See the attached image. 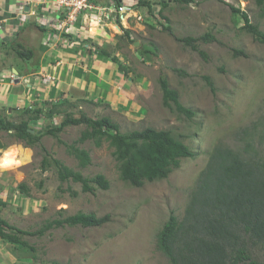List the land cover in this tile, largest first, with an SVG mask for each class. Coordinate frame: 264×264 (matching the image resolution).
I'll return each instance as SVG.
<instances>
[{
    "label": "rangeland",
    "instance_id": "obj_1",
    "mask_svg": "<svg viewBox=\"0 0 264 264\" xmlns=\"http://www.w3.org/2000/svg\"><path fill=\"white\" fill-rule=\"evenodd\" d=\"M113 1L96 0L103 6H112ZM150 1L157 7L153 9L156 19L150 20L146 8L135 10L152 27L133 28L129 39L113 27L98 36V30H93L95 35L90 37L97 41L93 54L100 49L108 55L96 52L101 63L98 69L94 68V60L87 65L81 63L82 69L93 71L86 77L91 81L89 85H81L85 90L72 94L68 86L65 88L66 82L56 81L55 76L46 80L40 74L39 87H33L31 78L30 89L15 72L13 82L11 74L9 81L0 77L1 83H21L13 93L6 92L7 86L0 90L1 217L29 233L80 212L110 217L101 227L63 225L54 226L41 236L21 235L24 244L8 243L0 237V264H172L159 249L157 237L172 214L180 221L186 216L190 194L213 149L223 145L248 159L254 155L245 150L247 141H251L260 155L264 154V44L243 30L242 19L235 17L228 5L246 12L263 33L264 9L256 0H168L166 6L163 0ZM167 26L173 35L164 30ZM208 32L217 41L198 44L206 52V60L176 39ZM141 49L149 50L151 58L143 59ZM233 49L242 50L247 56L234 57ZM18 50L16 47L13 56ZM96 72L99 78L94 76ZM160 76L166 77L170 88L178 92L181 104L195 113L192 118L164 106ZM205 76L211 78L215 91ZM55 82L52 97L47 92L45 96L44 88ZM27 90L30 95L35 91L42 94H35L36 100L30 103L31 110L44 111L41 119L31 124L33 130L58 127L66 113L93 119L106 117L119 125L122 134L147 128L170 131L190 148L194 157L182 159L180 167L167 179L135 187L122 180L124 161L116 156L110 140L103 138L97 146L96 138L85 137L91 131L86 125L66 126L57 136L46 135L34 147H27L12 135L13 131L2 128L7 122H20L29 105H15V101ZM56 105H61L59 114L48 117ZM244 131L253 134L246 137ZM8 150L17 154L14 166L4 161ZM59 170L85 178L103 175L110 182V189L97 187L94 192H85L73 178L62 182ZM247 248L253 260L264 264V244L247 238Z\"/></svg>",
    "mask_w": 264,
    "mask_h": 264
},
{
    "label": "trees",
    "instance_id": "obj_2",
    "mask_svg": "<svg viewBox=\"0 0 264 264\" xmlns=\"http://www.w3.org/2000/svg\"><path fill=\"white\" fill-rule=\"evenodd\" d=\"M136 1L137 7L147 8L150 18L156 19L153 12L154 5L150 0ZM167 1H162L163 6H166ZM181 1L189 2L190 0ZM115 2L117 5L120 4L119 0ZM256 3L264 9V0H256ZM228 6L235 17L240 16L242 19L243 30L251 34L257 42L264 44V33L251 22L248 14L233 5ZM147 25L152 27L150 24ZM164 30L173 35L169 26L164 27ZM126 34L129 39L130 31H126ZM176 39L198 52L205 60L207 54L199 49L198 44L217 41L210 32L199 37ZM96 50L100 55L101 53L108 55L100 49ZM140 52L143 59L151 58L152 53L149 50L141 49ZM232 53L234 57L247 56L244 51L238 49H233ZM16 54L27 59L33 52L21 48ZM174 71L187 75L180 69ZM204 79L215 91L211 78L205 76ZM159 84L165 107L188 118L195 115L193 111L181 104L178 92L170 88L166 77L160 76ZM60 107L61 105H56L54 110L49 112L48 117L59 114ZM43 112L42 109L31 110L30 106H27L20 122H7L2 128L13 131L12 135L18 141H23L27 147L32 148L40 143L44 136H57L66 126L86 125L91 128V131L85 137L96 138L97 146L102 144L103 138L110 140L111 145L116 148V156L124 161L121 170L122 180L135 187H142L146 182L167 179L176 168L180 167L182 159L194 157L190 148L173 137L170 131L147 128L143 131L122 134L119 125L106 117L93 119L84 114L74 117L71 113H66L58 127L33 130L31 124L40 120ZM244 134L250 137L253 133L244 131ZM2 147L0 142V148ZM245 150L252 151L254 155H250L247 159L229 147L216 146L209 156L207 166L200 175L196 187L190 194L186 216L180 221L172 214L160 231L157 237L158 247L170 258L172 264H241L246 261H249V264H260L251 258L247 248V238L254 243L264 244V154L260 155L251 141H247ZM46 164L47 161L44 160L43 166ZM59 171L62 182L73 178L82 185L85 192H94L97 187L102 190L110 189V182L103 175L85 178L79 173ZM109 221V216L99 218L94 214L80 212L65 219L48 222L35 233H29L11 226L0 214V237L8 243L24 244L20 238L21 235L41 236L54 226L80 225L92 228L101 227ZM7 229L10 231L7 232Z\"/></svg>",
    "mask_w": 264,
    "mask_h": 264
},
{
    "label": "crops",
    "instance_id": "obj_3",
    "mask_svg": "<svg viewBox=\"0 0 264 264\" xmlns=\"http://www.w3.org/2000/svg\"><path fill=\"white\" fill-rule=\"evenodd\" d=\"M92 2L96 5H104L97 3L96 0H92ZM63 17V13L57 8L56 0H0V23L2 27L0 30V77L3 80L9 78L11 72H15L14 66H16L20 76L34 79L33 84L35 86L33 87H39L40 80L37 81V79L41 74L46 80L49 76H55L56 81L66 82L65 88L68 86L67 89L72 94L85 90V87L91 82L86 79L87 74L93 71L89 70L88 72V70L82 69L81 63L87 65L94 60V68L97 69L101 64L100 56L96 52L95 54L92 52L97 41H94L90 36L95 34L93 32L88 34L80 32L79 36L64 34L56 28ZM48 21L50 22L48 23ZM50 23L53 26L49 25ZM105 32L98 29L96 34L102 35ZM87 38L91 39L89 42L83 43ZM12 43L17 45L18 49L31 50L32 56L27 59L17 54L13 56L16 47L10 46ZM95 51L97 50L95 49ZM106 68L109 69L110 67L106 66ZM94 76L99 78L97 72ZM7 81L5 83L0 81V90L4 89L2 86H7L8 91L6 92L13 93V90L21 85V83L12 85L13 83ZM55 84L57 83L46 86L47 88L43 90L44 93H50V97H52L51 89L54 88ZM26 87L28 88V85H25ZM58 89L64 91L60 87ZM28 90L23 91V96L17 97L18 100L15 101V105L30 106L31 100L37 98L35 94L42 97L38 90V93L32 92L34 96L30 95ZM47 93L45 96H48Z\"/></svg>",
    "mask_w": 264,
    "mask_h": 264
},
{
    "label": "built area",
    "instance_id": "obj_4",
    "mask_svg": "<svg viewBox=\"0 0 264 264\" xmlns=\"http://www.w3.org/2000/svg\"><path fill=\"white\" fill-rule=\"evenodd\" d=\"M56 5L58 10L64 13V17L56 28L64 33L73 32L76 36H79L83 30L106 31L111 27L113 29L117 27L120 30L119 33L124 34L125 28L132 29V23L142 28L150 24L144 21V15L141 12L135 10L138 6L136 0L130 3L120 0L119 5L114 0L112 6L96 5L92 0H56ZM1 28L0 23V30ZM11 79L13 82V74H11Z\"/></svg>",
    "mask_w": 264,
    "mask_h": 264
},
{
    "label": "clouds",
    "instance_id": "obj_5",
    "mask_svg": "<svg viewBox=\"0 0 264 264\" xmlns=\"http://www.w3.org/2000/svg\"><path fill=\"white\" fill-rule=\"evenodd\" d=\"M119 1H120V0H119ZM121 1H122V0H121ZM130 1H133V0H130ZM154 7H155V6H153V9H154ZM155 8L157 9V7H155ZM146 9H147V8H146ZM158 11H159V9H158ZM147 14H148V9H147ZM147 20H148V19H147ZM150 20H153V19H150ZM146 26H148V25L146 24L145 27H146ZM131 28H132V29H130V28H125L126 30L124 31V34H121V33H120L119 35H120V36H121V35H125V36H127L126 31H130V30H134V29L136 30V29H138V28H142V27L136 25L135 27L131 26ZM133 28H134V29H133ZM58 30H59V29H58ZM86 31H87V30H86ZM87 32H88V31H87ZM63 33H64V32H63ZM81 33H82V32H81ZM88 33H90V32H88ZM93 33H94V32H93ZM130 33H131V32H130ZM64 34H65V33H64ZM66 34H69V35H70V34H73V35H75L73 32L66 33ZM95 34H96V33H95ZM96 35H98V34H96ZM75 36H76V35H75ZM130 36H132V34H131ZM86 43H87V42H86ZM135 43H136V42H135ZM135 43H134V44H135ZM12 73H14V72H11V74H12ZM15 75H18V73L15 74ZM18 77H20V78L22 79V82L27 83V84H25V85H28V88H29V89L31 88V87L29 86V85H31V84H30V83H31V79H30V78H27V79H26V76H25V77H22V76H20V75H18ZM47 78H48V77H47ZM48 80H50V79H48ZM55 80H56V79H55ZM32 84H33V83H32ZM33 85H34V84H33Z\"/></svg>",
    "mask_w": 264,
    "mask_h": 264
},
{
    "label": "bare ground",
    "instance_id": "obj_6",
    "mask_svg": "<svg viewBox=\"0 0 264 264\" xmlns=\"http://www.w3.org/2000/svg\"><path fill=\"white\" fill-rule=\"evenodd\" d=\"M125 25H127L125 23ZM116 31H119L117 27H114ZM120 32V31H119ZM17 160V154L14 152V150H8L4 153V161L7 162L10 166H14L15 162Z\"/></svg>",
    "mask_w": 264,
    "mask_h": 264
},
{
    "label": "water",
    "instance_id": "obj_7",
    "mask_svg": "<svg viewBox=\"0 0 264 264\" xmlns=\"http://www.w3.org/2000/svg\"><path fill=\"white\" fill-rule=\"evenodd\" d=\"M140 43L136 42L134 45L135 46H139ZM15 73H17V70L15 69ZM32 133H34V131H31Z\"/></svg>",
    "mask_w": 264,
    "mask_h": 264
}]
</instances>
